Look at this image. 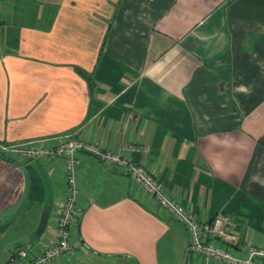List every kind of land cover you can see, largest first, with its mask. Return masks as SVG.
<instances>
[{
	"label": "crops",
	"instance_id": "1",
	"mask_svg": "<svg viewBox=\"0 0 264 264\" xmlns=\"http://www.w3.org/2000/svg\"><path fill=\"white\" fill-rule=\"evenodd\" d=\"M74 132L264 247V0H0V264L55 239L66 197L59 160L12 146ZM77 158L80 245L53 264H225L187 252L186 229L124 168Z\"/></svg>",
	"mask_w": 264,
	"mask_h": 264
},
{
	"label": "built area",
	"instance_id": "2",
	"mask_svg": "<svg viewBox=\"0 0 264 264\" xmlns=\"http://www.w3.org/2000/svg\"><path fill=\"white\" fill-rule=\"evenodd\" d=\"M126 148L137 149L139 146L130 144ZM11 149L25 160L42 158L59 160L65 174L66 197L55 218V239L45 244L40 252H35L30 244L23 245L8 255V264H53L80 245L70 239L77 211L78 190L75 184V168L79 163L78 151L88 152L106 165L124 168L134 181L156 200L161 210L186 229L187 252L199 253L225 264H255V259H264V247L241 243L239 235L231 228L230 216L222 213L208 221H202L196 214L187 211L176 198L167 196L158 180L142 165L117 152L100 148L97 144L82 139L75 132L55 138L50 144L12 146ZM229 247L245 249L247 257L245 259L236 257Z\"/></svg>",
	"mask_w": 264,
	"mask_h": 264
},
{
	"label": "rangeland",
	"instance_id": "3",
	"mask_svg": "<svg viewBox=\"0 0 264 264\" xmlns=\"http://www.w3.org/2000/svg\"><path fill=\"white\" fill-rule=\"evenodd\" d=\"M6 152H13V151H11L10 150V148H9V146L8 145H6ZM14 153V152H13ZM5 243V241L4 242H0V246H1V244H4ZM5 251H3L1 248H0V259L2 258V255H3V253H4Z\"/></svg>",
	"mask_w": 264,
	"mask_h": 264
}]
</instances>
